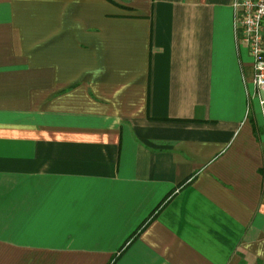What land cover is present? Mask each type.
Wrapping results in <instances>:
<instances>
[{
  "label": "crops",
  "instance_id": "obj_1",
  "mask_svg": "<svg viewBox=\"0 0 264 264\" xmlns=\"http://www.w3.org/2000/svg\"><path fill=\"white\" fill-rule=\"evenodd\" d=\"M233 4L0 0V264H264Z\"/></svg>",
  "mask_w": 264,
  "mask_h": 264
},
{
  "label": "built area",
  "instance_id": "obj_2",
  "mask_svg": "<svg viewBox=\"0 0 264 264\" xmlns=\"http://www.w3.org/2000/svg\"><path fill=\"white\" fill-rule=\"evenodd\" d=\"M233 7L236 40L248 51L256 91L264 93V0H234Z\"/></svg>",
  "mask_w": 264,
  "mask_h": 264
},
{
  "label": "trees",
  "instance_id": "obj_3",
  "mask_svg": "<svg viewBox=\"0 0 264 264\" xmlns=\"http://www.w3.org/2000/svg\"><path fill=\"white\" fill-rule=\"evenodd\" d=\"M153 216H151L150 218H148L142 225L141 227H139V229H137L130 237L129 240L133 239L134 237H136L141 231H143V229L149 224V222L152 220Z\"/></svg>",
  "mask_w": 264,
  "mask_h": 264
}]
</instances>
